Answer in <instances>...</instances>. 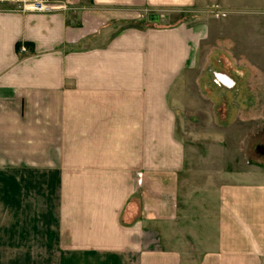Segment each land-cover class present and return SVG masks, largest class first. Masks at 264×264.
Returning <instances> with one entry per match:
<instances>
[{"label": "crops", "instance_id": "0c3cea01", "mask_svg": "<svg viewBox=\"0 0 264 264\" xmlns=\"http://www.w3.org/2000/svg\"><path fill=\"white\" fill-rule=\"evenodd\" d=\"M58 1L0 6V264H264V181L177 137L213 118L201 76L237 87L213 22L165 25L217 0Z\"/></svg>", "mask_w": 264, "mask_h": 264}, {"label": "rangeland", "instance_id": "374dc122", "mask_svg": "<svg viewBox=\"0 0 264 264\" xmlns=\"http://www.w3.org/2000/svg\"><path fill=\"white\" fill-rule=\"evenodd\" d=\"M256 1L257 6L229 9L217 0L210 6L195 8L193 13L173 14L165 25L192 24L196 20L213 22L217 51L205 58L210 61V69L232 77L237 83L236 89L229 93L217 84L212 86L207 72L201 76L204 101L200 111L211 112L213 118L208 123L194 120V125H179L177 137L187 147L188 158L192 157L193 141L200 136V141L213 144L210 154L214 159H230L231 165L224 169L233 174L252 172L256 174L254 178L264 181V0ZM243 41L248 42L249 54H234L239 52ZM241 59L247 60V69L239 68L236 62ZM204 126L215 130L203 134ZM220 145L226 149H220Z\"/></svg>", "mask_w": 264, "mask_h": 264}, {"label": "built area", "instance_id": "2783aa9c", "mask_svg": "<svg viewBox=\"0 0 264 264\" xmlns=\"http://www.w3.org/2000/svg\"><path fill=\"white\" fill-rule=\"evenodd\" d=\"M0 6L22 14H54L68 10L67 5L58 0H0ZM23 50L25 51L24 48ZM215 83L222 86L228 81L224 76L217 75Z\"/></svg>", "mask_w": 264, "mask_h": 264}, {"label": "water", "instance_id": "95a60500", "mask_svg": "<svg viewBox=\"0 0 264 264\" xmlns=\"http://www.w3.org/2000/svg\"><path fill=\"white\" fill-rule=\"evenodd\" d=\"M149 20H150L151 22H158V21H159V17L156 16V15H151V16L149 17Z\"/></svg>", "mask_w": 264, "mask_h": 264}]
</instances>
